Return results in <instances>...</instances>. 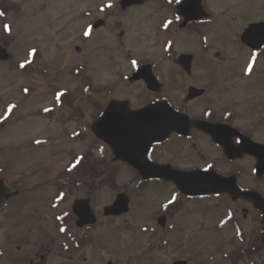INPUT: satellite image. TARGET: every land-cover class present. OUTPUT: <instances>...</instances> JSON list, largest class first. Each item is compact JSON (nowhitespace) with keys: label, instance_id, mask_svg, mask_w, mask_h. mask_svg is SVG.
Returning a JSON list of instances; mask_svg holds the SVG:
<instances>
[{"label":"flooded vegetation","instance_id":"1","mask_svg":"<svg viewBox=\"0 0 264 264\" xmlns=\"http://www.w3.org/2000/svg\"><path fill=\"white\" fill-rule=\"evenodd\" d=\"M99 1L91 0L80 16L83 29L74 44L64 47L55 31L53 55L47 38L27 52L32 65L41 60L44 86L56 87L63 72L74 78V89L49 90L57 122L83 124V137H94L92 125L113 100L133 110L167 102L210 124L216 140L193 125L188 134L172 132L152 145L149 159L179 171H215L220 190L189 195L172 181L143 179L108 146L103 165L91 155H70L61 169L2 172L11 194L0 208V264L206 262L207 247H190L189 237H203L208 224L224 247L230 245L216 261L264 264V41L255 35V49L241 40L251 24L264 22V0H235L233 7L247 3L246 11L238 10L241 18L252 15L242 27L222 19L211 6L217 0H202L204 9L195 0L187 10L181 9L185 0H145L127 8ZM122 167L130 173L124 184ZM122 193L129 195L130 209L108 212ZM79 202L86 205L85 222L73 209ZM181 222L193 223L189 235L175 231ZM137 226L143 233L131 232Z\"/></svg>","mask_w":264,"mask_h":264},{"label":"rangeland","instance_id":"2","mask_svg":"<svg viewBox=\"0 0 264 264\" xmlns=\"http://www.w3.org/2000/svg\"><path fill=\"white\" fill-rule=\"evenodd\" d=\"M93 1L95 4L100 2ZM90 2L91 0H0V13H3L0 15V47L3 44L10 53L8 60L0 59V175L8 170L61 169L64 168L63 161L70 155L93 153L99 156L104 151L101 142L92 140L91 136L79 142L73 141L71 134L76 131L85 132L81 129L83 124L76 130L70 129L72 125H78L73 121L63 125L59 124L60 119L56 122L59 113L49 106L53 101L52 93L49 92L50 85L44 86L39 80L41 60L37 59L33 65L31 61H27L28 50L43 45L46 38L48 51L51 55L54 54L56 40L51 39V36L55 31L60 36L59 43L64 47L74 44L83 29L80 28V16L86 13ZM234 4L235 0H217L212 1L211 6L215 10H221L223 20L242 27L252 15L241 18L238 10L246 11L247 3L243 2L240 8L233 7ZM231 10L238 13H232ZM253 16L256 15L253 13ZM82 25L85 26L86 21ZM221 33L227 34L228 30L223 28ZM49 61L51 60L47 59L45 63ZM108 66L109 70L114 68L113 65ZM113 75L114 73L110 74V79ZM73 82L74 78L63 72L55 85L73 89ZM83 135L79 134V137ZM122 172L120 181L124 184L130 173L125 167H122ZM154 189L155 187H151L147 193L154 192ZM188 222L175 226L179 237L193 231L194 222ZM208 225L203 231V237L199 233L190 234V247L206 246L208 249L202 256L206 262L197 257L194 264H225L216 261L215 256L220 257L230 245L224 247L219 232ZM141 228L137 226L131 232L143 233ZM210 258L212 262H209Z\"/></svg>","mask_w":264,"mask_h":264},{"label":"water","instance_id":"3","mask_svg":"<svg viewBox=\"0 0 264 264\" xmlns=\"http://www.w3.org/2000/svg\"><path fill=\"white\" fill-rule=\"evenodd\" d=\"M135 2H142V0L122 1L124 6ZM255 35L262 36L261 42L264 41V23L250 25L244 32L242 40L253 46L257 40ZM7 57L6 51L0 53L1 59ZM192 124L188 116L179 114L166 103L152 104L142 110L131 111L126 104L113 102L104 116L94 124V130L100 138L111 145L118 158L137 166L145 178L161 177L175 180L184 190L193 194L217 191L214 177L185 176L146 161L145 156L154 142L165 140L173 131L187 134ZM197 124L205 127L203 123ZM208 130L215 135L214 130ZM8 196L4 182L0 180V206ZM122 198L124 200V196Z\"/></svg>","mask_w":264,"mask_h":264},{"label":"snow or ice","instance_id":"4","mask_svg":"<svg viewBox=\"0 0 264 264\" xmlns=\"http://www.w3.org/2000/svg\"><path fill=\"white\" fill-rule=\"evenodd\" d=\"M3 13H0V15H2ZM169 23H171V22H169ZM165 27H167V25H165ZM132 64L133 65H136V61L135 60H133L132 61ZM251 70V66H249V71ZM46 111H47V109H46ZM74 167H75V165H74ZM209 167H211V166H209ZM173 199H175V198H173ZM169 203H172V201H169ZM61 231H63V229H61Z\"/></svg>","mask_w":264,"mask_h":264}]
</instances>
